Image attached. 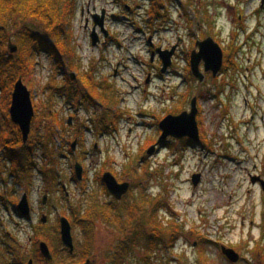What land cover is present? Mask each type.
I'll use <instances>...</instances> for the list:
<instances>
[{
  "label": "rangeland",
  "instance_id": "obj_1",
  "mask_svg": "<svg viewBox=\"0 0 264 264\" xmlns=\"http://www.w3.org/2000/svg\"><path fill=\"white\" fill-rule=\"evenodd\" d=\"M262 4L60 0L66 20L60 39L49 37L46 25L34 18L9 26L4 56L23 55L25 26L58 48L62 39L66 52L60 65L47 52L32 51L31 64L19 75L35 108L25 144L31 157L24 160L30 166L10 176L8 165L1 194L20 199L30 192L32 215L25 221L0 208V248L3 240L13 246L16 241V248H30L33 257L36 243L44 241L54 256L47 263L69 264L76 257L59 252L58 219L63 217L73 226L76 248H89L96 264H264V190L251 181L252 176L264 179ZM95 15H104L107 35L95 26ZM209 37L222 47L224 66L217 77L202 68L205 81L200 82L192 73L191 56L197 43ZM10 42L18 53H10ZM173 48L172 65L163 74L159 50ZM87 79L98 87L93 93L102 96L77 101L70 89L88 92ZM7 81L0 75V83ZM16 82L6 85L8 94L0 87V139L15 131L10 107ZM195 99L200 146L170 138L148 155L162 135L160 122L191 112ZM105 128L110 129L102 132ZM1 154L0 146L6 163ZM77 164L83 168L82 180ZM107 172L131 184L121 200L102 184ZM198 175L195 187L192 179ZM74 208L89 220L83 227L73 219ZM43 215L48 217L44 224ZM82 234L88 242L84 247ZM146 236L163 243L148 246ZM223 248H232L239 261L231 262Z\"/></svg>",
  "mask_w": 264,
  "mask_h": 264
},
{
  "label": "water",
  "instance_id": "obj_2",
  "mask_svg": "<svg viewBox=\"0 0 264 264\" xmlns=\"http://www.w3.org/2000/svg\"><path fill=\"white\" fill-rule=\"evenodd\" d=\"M95 26H99L104 30V15L102 17L94 16ZM98 37L94 31L93 33V44H98ZM198 50L193 51L191 56V69L195 78L200 82L205 81V75L202 73V66H204L206 73H212L214 77H217L224 66V52L221 46L213 39L207 38L204 41L197 43ZM9 51L11 54H16L19 51V47L14 45L12 42L9 43ZM176 53V48L170 51H161L159 54L163 62L162 73H167L169 67L172 65V58ZM74 77V75H73ZM197 100L195 99L192 103L191 112H184L181 115L174 116L169 115L160 122V129L162 135L157 145L152 146L148 150V155L152 156L156 153L157 147L161 148L170 138L176 140L190 139L198 143L200 141V129L197 122L198 116ZM10 116L12 122L19 127L24 143H27L32 129V122L35 116V108L32 99V92L24 84L22 77L16 82L12 93V102L10 107ZM76 143L73 145L75 148ZM83 168L80 165H76V175L79 180H82ZM252 184L259 183L264 190V180L259 176L251 177ZM103 182L106 185L110 194L116 199L121 200L125 195L128 194L131 184L130 183H119L114 175L110 172L104 174ZM193 185L196 187L200 182V176H194L192 179ZM20 210L26 217L29 215V206L27 198L20 204ZM62 241L64 245L69 248L72 252L74 251V243L72 236V227L67 218L62 219ZM41 250L43 255L51 260L52 255L49 247L46 243H41ZM224 255L233 263L239 261V255L233 249L223 248Z\"/></svg>",
  "mask_w": 264,
  "mask_h": 264
},
{
  "label": "trees",
  "instance_id": "obj_3",
  "mask_svg": "<svg viewBox=\"0 0 264 264\" xmlns=\"http://www.w3.org/2000/svg\"><path fill=\"white\" fill-rule=\"evenodd\" d=\"M59 4L60 0H0V75H6L8 80L5 85L2 82L0 83V87L3 89V92L8 94L10 90L8 91L5 89L6 85L9 84L10 86H13L16 80L19 79V75L25 69H27L28 65L31 64L30 57L32 51H34V53H39L40 51L47 52L55 59L58 64L61 65V62L63 61L62 54L66 52V47L62 39L59 41L60 48H58L55 43L45 39L44 36L33 32L25 25V27L22 28V32L20 33V38L23 37L24 41L28 44L26 49L23 48L21 50L23 55L20 54L19 58L16 59L13 55L7 54L4 56L3 52L8 41V27L13 25L18 19L21 22H27L31 18L41 21L46 25V33L49 37L52 35L53 38L55 37L60 39L62 33H65L62 23L66 20L62 16ZM69 10L70 5L64 13L65 17L69 15ZM68 80L71 82L72 77H68ZM87 84L89 89L88 92H91L94 97L88 94L86 91L72 88L70 91L72 92V95L77 98V101H80L84 98L87 100L89 98L94 100V98L96 99L102 96H98L93 93L94 89L98 87L95 83H92L90 79H87ZM101 101L104 102L105 97L101 98ZM13 129L15 130L13 134H8L7 137H1L3 139H0V146L3 148L5 156L14 159L13 162L15 163L16 167L24 169L25 167L30 166V164L24 160V158L29 159L31 157L30 146L24 144L19 128L14 126ZM108 129L105 128L102 132H106ZM9 142H11V144ZM184 143L185 142H182L181 144ZM166 146L170 145L166 144ZM100 180L103 183L102 178ZM96 209L100 210V205L97 204ZM103 213H105V210ZM79 217L81 219L79 225L83 227L84 224L89 220L85 219L80 214ZM147 237L148 236H146V239ZM147 241L149 244L148 246H150L151 243H153L152 246L163 243L162 240L157 239L155 236H150ZM174 244L175 241L171 243V247ZM148 246L147 248L150 249ZM119 257H122V253L119 254Z\"/></svg>",
  "mask_w": 264,
  "mask_h": 264
},
{
  "label": "flooded vegetation",
  "instance_id": "obj_4",
  "mask_svg": "<svg viewBox=\"0 0 264 264\" xmlns=\"http://www.w3.org/2000/svg\"><path fill=\"white\" fill-rule=\"evenodd\" d=\"M262 3L264 4V0H262ZM263 4L261 5V7H260L258 12H263V10H264V5ZM131 13H133V10H131ZM91 14H92V12L90 13V15ZM93 15L94 14H92V16ZM184 112H187V111H184ZM199 113H200V111H199ZM198 116H199V114H198ZM198 116H197V120H198V123H199V126H200V122H199V119H198L199 117ZM183 140L182 141L185 142L188 147L195 148V147H197L199 145L198 143H195L193 140H190L188 138H186V140L185 139H183ZM1 155L5 156L3 154H1ZM4 161H6V163H4L0 159V208L3 209L4 211H6L9 214V216L16 215L19 219H22V220H25V221H31L32 209H31V206H30V198H29L30 197V195H29L30 192L25 193L20 199L19 198L9 199V197L7 195L1 194V192H2V188L1 187H2L3 184L5 185V183H6V179L4 177V173H6L7 166L10 165V167H9L10 176H14L15 174H18L19 171H21V173L24 174V172L27 171V167H25L24 169H22L20 167H16L15 163L13 162L14 159L11 158V157H8V156H5ZM4 164H5V166H4ZM101 178H103V177H101ZM102 184L105 186L106 190L108 191L106 185L104 183H102ZM107 193L110 194L109 191ZM25 197L27 198V202H28V206H29V215H27L26 217L23 215V212L20 210V204L24 200ZM47 197H48L47 195L44 196V198L42 200V204H44V205L46 204ZM73 215H74L73 219L75 221H77L78 223L81 222V219H80L79 213H78V209H75V208L73 209ZM47 218L48 217L46 215L45 216L43 215L42 219H41V222L43 224L46 223L47 222ZM62 219H63V217L58 219L59 228H60L58 230V233L60 234V240H59L60 241V249H59L60 255H63V256L67 255L68 257H71V258L75 256L77 258V257H79V255H80L79 253L81 252L82 259L79 260V258L78 259L74 258V259H72V261L69 264H96L95 263V258L92 257V256L90 257L91 250L89 248L86 249L85 251L80 249V248H79V250L76 248V243H75L74 237H73V243H74V251L73 252L64 245V243L62 241V233H61ZM71 227L73 228L72 224H71ZM0 235H1V233H0ZM33 235H35V233ZM72 236H73V233H72ZM32 240H33V237L30 236L28 238V242H31ZM14 243L16 244L15 246H13V243H9L8 240L7 241L3 240V242H2L3 247L0 248V264H50V263H47L46 261L52 262L53 259H54V256H53L52 251L50 250V248H49V250L51 252L52 259L49 260L43 255L42 250H41V243H46L44 241H40V242L36 243V248H35L36 254L33 257L31 256L30 248L19 246L20 248L18 249V248H16L18 242L14 241ZM87 244H88L87 238H85L84 235H83V238H82V241H81V246L84 247ZM121 252L122 251H120V253ZM83 258H85L84 261H82ZM26 259H27V261L25 262ZM64 260L65 259H63L62 261H64Z\"/></svg>",
  "mask_w": 264,
  "mask_h": 264
},
{
  "label": "bare ground",
  "instance_id": "obj_5",
  "mask_svg": "<svg viewBox=\"0 0 264 264\" xmlns=\"http://www.w3.org/2000/svg\"><path fill=\"white\" fill-rule=\"evenodd\" d=\"M167 73H168V71H167ZM110 129V128H109Z\"/></svg>",
  "mask_w": 264,
  "mask_h": 264
}]
</instances>
